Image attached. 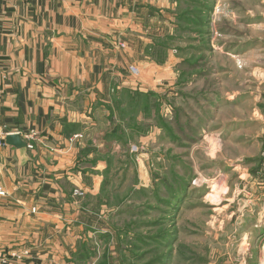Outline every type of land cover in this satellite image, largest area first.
<instances>
[{"label":"rangeland","instance_id":"1","mask_svg":"<svg viewBox=\"0 0 264 264\" xmlns=\"http://www.w3.org/2000/svg\"><path fill=\"white\" fill-rule=\"evenodd\" d=\"M190 1L204 32L171 38V87L124 95L84 166L99 193L74 191L116 264H264V0Z\"/></svg>","mask_w":264,"mask_h":264},{"label":"crops","instance_id":"2","mask_svg":"<svg viewBox=\"0 0 264 264\" xmlns=\"http://www.w3.org/2000/svg\"><path fill=\"white\" fill-rule=\"evenodd\" d=\"M190 2L0 0V135L34 147L0 148V253L30 251L10 264H116L112 224L74 191L99 193L84 166L111 153L124 95L171 87V38L204 32Z\"/></svg>","mask_w":264,"mask_h":264},{"label":"built area","instance_id":"3","mask_svg":"<svg viewBox=\"0 0 264 264\" xmlns=\"http://www.w3.org/2000/svg\"><path fill=\"white\" fill-rule=\"evenodd\" d=\"M133 74H137L138 70L136 68L131 69ZM8 135V134H7ZM11 135V134H10ZM6 146L5 143V134L0 135V148H3ZM30 149H33V145H27ZM263 168H264V154H263ZM82 194V193H81ZM83 195V194H82ZM8 196V193L5 189V187L0 184V198H5ZM30 257V251L29 250H22L21 252L14 251L10 254H1L0 253V264H10L11 260H19L22 261L25 258Z\"/></svg>","mask_w":264,"mask_h":264},{"label":"water","instance_id":"4","mask_svg":"<svg viewBox=\"0 0 264 264\" xmlns=\"http://www.w3.org/2000/svg\"><path fill=\"white\" fill-rule=\"evenodd\" d=\"M6 143L9 146L16 147L18 149L27 147V143L23 140V138L19 134L8 135L6 138Z\"/></svg>","mask_w":264,"mask_h":264}]
</instances>
